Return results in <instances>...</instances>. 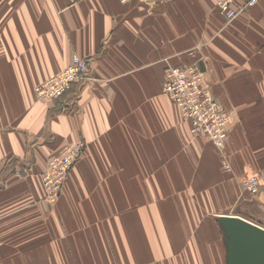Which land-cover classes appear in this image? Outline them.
Returning <instances> with one entry per match:
<instances>
[{
	"label": "crops",
	"instance_id": "obj_1",
	"mask_svg": "<svg viewBox=\"0 0 264 264\" xmlns=\"http://www.w3.org/2000/svg\"><path fill=\"white\" fill-rule=\"evenodd\" d=\"M74 55L86 77L40 101ZM169 65L233 111L223 151L165 94ZM77 141L49 204L42 173ZM224 216L264 228V0L230 22L215 0H0V264H228Z\"/></svg>",
	"mask_w": 264,
	"mask_h": 264
},
{
	"label": "built area",
	"instance_id": "obj_2",
	"mask_svg": "<svg viewBox=\"0 0 264 264\" xmlns=\"http://www.w3.org/2000/svg\"><path fill=\"white\" fill-rule=\"evenodd\" d=\"M128 3L132 0H120ZM162 0H140L149 7H154ZM261 0H215V3L226 19L230 22L241 13L257 5ZM89 60L74 55L71 64L45 82L35 87L36 97L47 103H64L65 96L73 85L86 77ZM163 90L180 109L185 120L190 123L191 132L211 141L223 151L228 138V131L235 115L217 101L210 86L206 83L205 74L196 66L169 65L164 71ZM85 150L83 141L66 145L60 152L49 158L42 173L43 186L46 191L45 200L55 205L63 192L65 181L70 171ZM27 172V169L24 170ZM245 188L253 195L260 189L258 175L245 181Z\"/></svg>",
	"mask_w": 264,
	"mask_h": 264
},
{
	"label": "water",
	"instance_id": "obj_3",
	"mask_svg": "<svg viewBox=\"0 0 264 264\" xmlns=\"http://www.w3.org/2000/svg\"><path fill=\"white\" fill-rule=\"evenodd\" d=\"M220 224L225 231L228 264H264V228L239 216L221 217Z\"/></svg>",
	"mask_w": 264,
	"mask_h": 264
},
{
	"label": "rangeland",
	"instance_id": "obj_4",
	"mask_svg": "<svg viewBox=\"0 0 264 264\" xmlns=\"http://www.w3.org/2000/svg\"><path fill=\"white\" fill-rule=\"evenodd\" d=\"M224 229V228H223Z\"/></svg>",
	"mask_w": 264,
	"mask_h": 264
}]
</instances>
